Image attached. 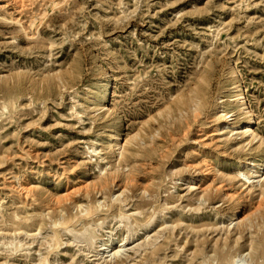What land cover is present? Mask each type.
Here are the masks:
<instances>
[{"label": "rangeland", "instance_id": "rangeland-1", "mask_svg": "<svg viewBox=\"0 0 264 264\" xmlns=\"http://www.w3.org/2000/svg\"><path fill=\"white\" fill-rule=\"evenodd\" d=\"M263 162L264 0H0V264H264Z\"/></svg>", "mask_w": 264, "mask_h": 264}, {"label": "bare ground", "instance_id": "bare-ground-1", "mask_svg": "<svg viewBox=\"0 0 264 264\" xmlns=\"http://www.w3.org/2000/svg\"><path fill=\"white\" fill-rule=\"evenodd\" d=\"M235 100H236V103H237L236 105H238V107H239L238 110L240 112V115H242L243 118H246V122L243 125H238V126L235 127V129H234L235 130V132H234L235 137L234 138L236 139L237 136H239L242 139L243 138H248L250 143L253 142L254 140H261L260 136L252 128V123H253L254 119L251 117V115L249 113L250 111L248 109V106H247V104H246V102L244 100V96H243L241 91L237 94ZM228 121L229 120H227V115H224L223 118H222V122H221L220 126H218V127H220L218 129L220 134L222 133L220 130L225 127L224 125L227 124ZM116 135L117 134H114L112 136V139L117 141L118 136H116ZM244 163L245 164H247V163L249 164V162L247 160ZM260 172H261V174H259ZM255 173L257 174L255 176H257L259 178L261 177L262 179H264V162L261 164L260 169L258 171H256ZM74 193L75 192L73 190H71V191H69L67 193V196L69 197L70 195H72ZM243 219H244V217H242V220ZM232 264H240V260L238 261V259H234Z\"/></svg>", "mask_w": 264, "mask_h": 264}]
</instances>
